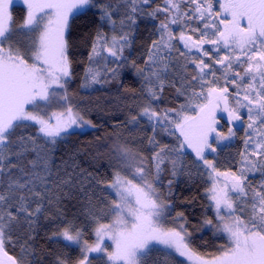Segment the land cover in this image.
Returning <instances> with one entry per match:
<instances>
[{"label": "snow or ice", "instance_id": "1", "mask_svg": "<svg viewBox=\"0 0 264 264\" xmlns=\"http://www.w3.org/2000/svg\"><path fill=\"white\" fill-rule=\"evenodd\" d=\"M17 3L25 8L19 23L11 10ZM152 4L0 0V264H184L185 257L195 264H264V0ZM89 12L97 28L82 37L90 50L81 88H103L131 67L142 89L125 123L134 132L151 131L135 150L116 134L110 174L101 171L99 155L86 167L80 148H66L72 136L96 127L68 93L70 21ZM161 15L143 53L125 55L134 48L138 21ZM167 87L175 89L176 106L161 107ZM54 107L59 110L50 111ZM218 110L230 125L244 126L236 171H221L209 158L236 136L233 127L227 135L217 130L224 118ZM169 165L173 179L165 194L162 173ZM257 174L254 183L250 177ZM178 175L212 181L207 193L215 216L205 215L196 229L224 241L211 258L193 247L184 212L172 216ZM170 218L174 226L165 227ZM42 219L59 222L50 236L45 233L56 246L51 251L37 244ZM91 235L90 243L85 237ZM73 246L80 253L75 260L67 251Z\"/></svg>", "mask_w": 264, "mask_h": 264}, {"label": "trees", "instance_id": "2", "mask_svg": "<svg viewBox=\"0 0 264 264\" xmlns=\"http://www.w3.org/2000/svg\"><path fill=\"white\" fill-rule=\"evenodd\" d=\"M164 0H153L152 8L157 6L162 7ZM13 16L17 23L24 17L25 8L22 5L16 4L12 9ZM151 10V9H149ZM95 11V10H93ZM94 17L89 12L87 15H77L70 22L72 23V36L74 47L71 49L73 58V75L71 83L68 86V93L73 105H78L79 109L84 115L85 119L91 120L96 125L95 128L84 129L83 135H75L71 137V142L66 146L68 151L75 148H80L79 159L87 163L92 160V157L99 155L100 159L97 162L101 171L110 174L113 170L108 168L110 153L117 143L116 134L120 135V143L127 141L129 147L133 150L141 147L139 144L140 136L151 135L150 129L145 132H134L130 125L125 122L129 118V109L134 108L135 103L141 96L142 79L135 75L131 67L120 69V76L113 80L111 83L104 85H95L97 90H84L81 84L84 82L85 71L88 67V52L89 46L85 45L82 37L85 32L94 33L97 25L92 23ZM163 19L161 16L156 21L142 19L138 21L139 27L135 33L134 48L127 50L125 55H131L132 58H138L144 51V46L147 43V38L153 31V25L158 24L159 20ZM107 31V29H105ZM153 38H155L153 36ZM142 63V61H139ZM115 67V65H110ZM191 71V68L189 69ZM231 90V88H230ZM164 100L161 107L176 106L174 100L175 89L167 87L164 91ZM133 96L137 97V101L133 100ZM59 109L53 108L50 111H58ZM227 124L222 121V130H226ZM34 131V129H33ZM164 143L174 142V137L158 136ZM244 134L242 127L236 129V137L227 147L221 146L218 153L209 155L220 167L221 171H226L231 168L236 171L239 165L240 156L239 152L244 149ZM147 154V153H145ZM193 156L190 154L186 158V164L190 166V161ZM89 168V171H92ZM173 179L171 176V167L165 169L162 173V180L164 184L163 191L165 194L168 192V180ZM255 181V180H254ZM208 188V181L204 176L194 175L192 180H189L186 175H178L173 183L172 192L174 195L170 200L175 204V211H183L187 218V228L192 233L194 240L193 247L198 253L202 255L212 256L216 254L217 248L220 244L224 243L223 240H215L211 237V233L207 229L197 231L200 222L205 215L214 217V213L209 207L205 192ZM71 210L69 211V219L71 218ZM59 222L55 220H41L39 226V237L37 244L40 248L46 250H53L56 248L47 240L45 233L51 235L56 230ZM203 236V240L201 237ZM89 242L95 240V236H86ZM208 241V243H205ZM161 250V249H159ZM68 254L73 260L77 259L80 255L79 249L73 246V249L67 250ZM163 252V250H161Z\"/></svg>", "mask_w": 264, "mask_h": 264}, {"label": "rangeland", "instance_id": "3", "mask_svg": "<svg viewBox=\"0 0 264 264\" xmlns=\"http://www.w3.org/2000/svg\"><path fill=\"white\" fill-rule=\"evenodd\" d=\"M17 4L22 5V4H20V3H17ZM163 5H164V4H163ZM22 6H23V5H22ZM162 7H163V6H162ZM24 15H25V14H24ZM161 17L164 19V16H163V15H161ZM174 30H175V31L177 32V34H178L179 29L176 28V27L174 26ZM206 47H209V46H206ZM217 67H219V66L217 65ZM242 113L245 115V119H246V112H245L244 110H242ZM217 116H218V118L221 117V116L224 117L223 119H220V120H219V124L217 125V130H218V131H221V132H223L225 135H227V134H228V128H229V127H233V130H234L235 132H236V129L242 127L243 134H244V138H245V131H244V126H243V125H241L239 122H235V124L230 125V124L227 122L226 113H222V112H220L219 110L217 111ZM222 121H225L226 124H227V128H226V130H222V129H221ZM235 137H236V136H235ZM235 137H233L231 141H222L220 147L223 146V145H225V144H228V143L232 142V141L234 140ZM189 153H190V150H189ZM210 155H213V154H210ZM238 167H239V165H238ZM205 177H206V179H207V181H208V188H207V189H209V188L212 187V181L209 179V177H208L207 175H205ZM250 179H252L253 181L255 180V181H254V183H255V182H258V180H259V176H258V174H257V175L254 176V177H250ZM222 180H223V178H221V181H222ZM221 186H222V184H221ZM205 196H206V198H207V201H208V204H209L210 209L212 210V212H213L214 215H215V209H214L213 207H211V203H212V202L208 199V193H207V190H206V192H205ZM172 216H173V217L175 216V212L172 213ZM173 226H174V224H173V222H172V219L170 218V219L165 223V227H173ZM104 243L109 247V250H110V251L114 250V245L112 244V241H111V240H108V239L106 238L105 241H104ZM155 248H156V249H161V250H163V251H168L167 249H164V247H163L162 245H155ZM199 254H200V253H199ZM93 255H95V254H93ZM200 255H202V254H200ZM202 256H204V258H206V259L211 258V256H207V255H202ZM105 259H106V258H105ZM180 259L184 261V264H195V261H188L186 257H185V258H180Z\"/></svg>", "mask_w": 264, "mask_h": 264}]
</instances>
